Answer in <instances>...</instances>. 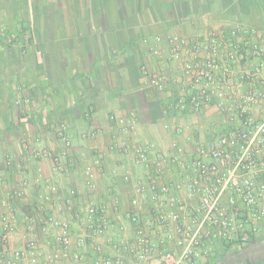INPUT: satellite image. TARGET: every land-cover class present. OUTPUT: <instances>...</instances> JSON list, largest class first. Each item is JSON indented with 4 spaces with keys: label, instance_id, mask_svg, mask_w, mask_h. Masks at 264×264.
Listing matches in <instances>:
<instances>
[{
    "label": "built area",
    "instance_id": "obj_1",
    "mask_svg": "<svg viewBox=\"0 0 264 264\" xmlns=\"http://www.w3.org/2000/svg\"><path fill=\"white\" fill-rule=\"evenodd\" d=\"M149 53L161 64L142 66L144 84L169 94L165 114L198 119L218 114L227 126L222 133L183 144L177 138L186 137L191 127L167 122L163 129L175 139L161 150L139 140L133 114L108 117L118 137L112 151L132 157L146 177L132 189L125 214L132 237L114 245L115 257H98L95 264H197L216 243L248 245L264 231V32L235 23L200 36H158ZM23 103L29 100L17 101ZM52 130L63 144L59 152L33 149L30 143L26 151L35 161L51 160L55 173H69L73 164L64 159L72 148L70 127L56 123ZM101 167L99 157L85 168V184L92 190L97 187L94 169ZM25 169V161L7 155L6 174L0 172V264H61L73 247L84 249L88 241L112 233L109 211L119 212V201L113 207L97 199L81 202L75 189L62 198L61 187L48 184L37 210L53 207L56 232L53 249L43 259L36 239L39 223L17 204L31 185ZM124 177L130 182L132 173ZM93 250L103 253L101 245ZM72 262L81 264L82 255L75 253Z\"/></svg>",
    "mask_w": 264,
    "mask_h": 264
},
{
    "label": "crops",
    "instance_id": "obj_2",
    "mask_svg": "<svg viewBox=\"0 0 264 264\" xmlns=\"http://www.w3.org/2000/svg\"><path fill=\"white\" fill-rule=\"evenodd\" d=\"M235 23L264 32V0H0V172L6 174L7 155L26 163L24 176L31 185L17 204L39 223L36 239L43 259L53 249L56 232L53 207L45 204L46 211L37 210L48 184L61 187L62 198L75 189L81 202L121 204L119 212L109 211L112 233L88 241L84 249L73 247L61 264H74L75 253L82 255L81 264L115 257L114 245L133 235L125 214L132 189L146 175L132 157L112 151L118 137L110 115L133 114L139 140L152 141L161 150L175 139L163 129L167 122L191 127V136L177 138L183 144L195 141L194 124H205L206 117L216 121L214 135L225 131L218 114L199 119L165 114L169 94L145 87L142 66H160L149 53L158 36H200ZM19 99L29 103L18 106ZM56 123L70 127L72 148L64 159L73 164L69 173H55L51 160L35 161L25 148L30 143L33 149L59 152L63 144L52 130ZM83 135L94 136L85 140ZM99 157L102 167L94 169L97 187L92 190L85 184V168ZM128 171L130 182L124 177ZM94 245L102 246V255L94 253ZM197 264H264V231L248 245L216 243L211 255Z\"/></svg>",
    "mask_w": 264,
    "mask_h": 264
},
{
    "label": "rangeland",
    "instance_id": "obj_3",
    "mask_svg": "<svg viewBox=\"0 0 264 264\" xmlns=\"http://www.w3.org/2000/svg\"><path fill=\"white\" fill-rule=\"evenodd\" d=\"M210 117H206L205 118V124H202L200 122H198L197 124H194L196 127H198V130L193 131V135H195V133H197V135L194 136L195 141L200 140L203 137H205V135H207L209 133V135H214L213 133V128L215 127L216 121ZM189 134V133H188ZM191 136V134H189ZM188 136V135H187ZM207 137V136H206Z\"/></svg>",
    "mask_w": 264,
    "mask_h": 264
},
{
    "label": "trees",
    "instance_id": "obj_4",
    "mask_svg": "<svg viewBox=\"0 0 264 264\" xmlns=\"http://www.w3.org/2000/svg\"><path fill=\"white\" fill-rule=\"evenodd\" d=\"M251 242H253V241H251Z\"/></svg>",
    "mask_w": 264,
    "mask_h": 264
}]
</instances>
